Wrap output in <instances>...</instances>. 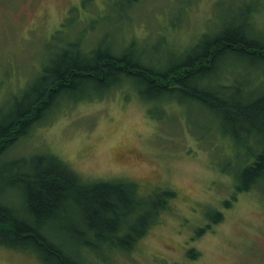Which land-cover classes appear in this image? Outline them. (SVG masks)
Masks as SVG:
<instances>
[{"label":"rangeland","instance_id":"374dc122","mask_svg":"<svg viewBox=\"0 0 264 264\" xmlns=\"http://www.w3.org/2000/svg\"><path fill=\"white\" fill-rule=\"evenodd\" d=\"M244 12L263 36L264 0H0V119L67 42L79 40L80 49L99 39L122 45L133 39L146 63L161 65ZM233 64L225 73L242 67ZM251 73L252 87L260 80L264 86V69ZM134 86L127 80L91 99L58 96L1 165L7 157L49 153L84 180L125 178L150 198L172 190L169 208L133 250L78 247L91 264H264V190H234L244 144L223 135L219 119L201 104L141 100ZM16 191L0 186V199L11 196L19 206ZM0 264L44 263L29 250L0 245Z\"/></svg>","mask_w":264,"mask_h":264},{"label":"trees","instance_id":"16d2710c","mask_svg":"<svg viewBox=\"0 0 264 264\" xmlns=\"http://www.w3.org/2000/svg\"><path fill=\"white\" fill-rule=\"evenodd\" d=\"M248 14L238 20L230 17L220 30L189 45L179 59L161 65L146 63L133 39L125 45L117 39L109 44L99 39L80 49L75 40L54 53L19 95L13 112L0 119V186L14 187L20 197L19 206L12 204L11 196L0 199V245L29 250L44 264H91L88 252L78 256V247L133 250L169 208L172 190L150 198L125 178L84 180L49 153L7 157L1 165L5 152L43 119L58 96L91 99L127 80L141 100L190 99L216 116L221 133L245 146L235 192L256 185L264 190V86L260 80L257 88L252 87L248 77L264 69V35L253 29ZM231 62L242 67L225 73ZM220 218L217 212L214 221ZM42 226L70 246L51 241Z\"/></svg>","mask_w":264,"mask_h":264}]
</instances>
